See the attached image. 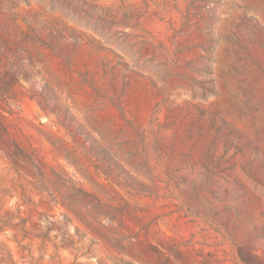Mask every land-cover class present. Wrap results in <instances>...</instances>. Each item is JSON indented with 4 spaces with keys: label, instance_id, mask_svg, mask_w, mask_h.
Instances as JSON below:
<instances>
[{
    "label": "rangeland",
    "instance_id": "rangeland-1",
    "mask_svg": "<svg viewBox=\"0 0 264 264\" xmlns=\"http://www.w3.org/2000/svg\"><path fill=\"white\" fill-rule=\"evenodd\" d=\"M0 264H264V0H0Z\"/></svg>",
    "mask_w": 264,
    "mask_h": 264
}]
</instances>
